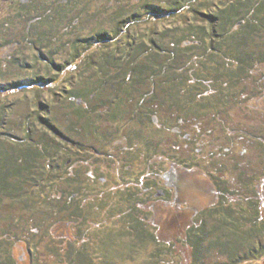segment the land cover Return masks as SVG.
I'll use <instances>...</instances> for the list:
<instances>
[{
	"label": "trees",
	"instance_id": "trees-1",
	"mask_svg": "<svg viewBox=\"0 0 264 264\" xmlns=\"http://www.w3.org/2000/svg\"><path fill=\"white\" fill-rule=\"evenodd\" d=\"M81 2L0 0V32H6L12 20L20 21L25 32L23 38L16 41L4 40L0 34V63L4 60L3 50L12 47L14 51L9 58H13L24 40L34 50L35 63L41 59L51 63L48 56H43L41 51L37 53L38 42L43 48L47 47L48 42L59 35L81 27L86 14L82 17L84 8L88 6L87 3L82 6ZM139 9L141 12L134 17L139 16V20L153 25L154 34L160 20L173 18L179 20V24L161 29L160 34L157 32L159 36L147 43L141 42L137 50L126 42L121 54L114 49L103 53L100 61L93 62L100 84L94 90L70 95L74 117L69 115L65 128L61 127V118L53 115L40 97L63 81L70 69L78 68L84 52L78 51L76 43L87 47L98 45L107 39L102 30L88 38L78 37L72 45V59L59 66V72L52 78L36 74L30 84L22 81L0 84L2 100L12 89L32 87L38 107L29 113L31 122H23L22 136L10 131L0 134V264H17L13 254L17 241L25 242L28 252L32 257L35 252L38 259L41 243L47 236L51 239L47 248L56 256L54 264H81L85 260L88 264H120L112 263V259L120 257L115 254L118 249L113 253L108 248L117 235L128 236L134 247L150 243L155 246L151 256L161 257L164 241L151 224L148 204L163 199L161 168H166H136L125 178L120 176L124 159L112 152L109 134L121 133L122 123L129 122L134 140L131 153L137 155L141 149L148 154L151 146V152L154 151L151 160L159 155L158 146L154 148L150 139L153 132L172 129L178 131V139L186 137L187 132L184 134L180 126L181 119L210 114L219 119L232 102L246 95L251 98L259 91L256 84L250 88L252 93L246 92L250 80L255 84L256 80L264 79V0H146ZM0 68L3 72L2 64ZM100 98L101 102L90 103ZM127 114L131 116L129 119L125 117ZM102 120L117 122V125L111 130H102ZM4 125L0 114V129ZM140 126L148 127L147 133L143 134ZM225 132L232 134L227 127ZM88 136L95 138L98 145L91 147L85 140ZM67 148L72 152L64 158ZM78 151L83 152V156H79ZM88 154L101 159L100 162H88L84 158ZM102 159L112 170L111 165L116 164L115 173L119 175L115 179L111 170L99 168ZM177 162L188 167L182 158ZM108 178L114 180L109 190L111 194L104 188ZM214 182L218 199L195 217L182 239L183 243L191 245L196 258L210 247L226 248L220 238H210L219 227L236 237L237 243L252 237L253 231L257 236L264 234V203L260 196L264 191V170L253 179L254 195L232 190L227 171L215 175ZM97 184H103V188L94 191ZM207 210L209 215L219 213L211 228L206 227L203 215ZM201 216L202 219H198ZM60 222L77 226L76 234L55 236L52 228ZM196 258L191 264H196ZM235 261L237 258L233 257L226 262Z\"/></svg>",
	"mask_w": 264,
	"mask_h": 264
},
{
	"label": "rangeland",
	"instance_id": "rangeland-1",
	"mask_svg": "<svg viewBox=\"0 0 264 264\" xmlns=\"http://www.w3.org/2000/svg\"><path fill=\"white\" fill-rule=\"evenodd\" d=\"M144 1L146 0H95L87 3L82 0L81 5L87 3L88 6L84 8L82 17L86 14L84 19L81 20L83 22L81 27L80 25L76 26L71 31L63 33L62 36L59 35L58 38L56 37L53 41L48 42L47 47L43 48L42 43L38 42L40 50H37V53L41 51L43 56H48L52 64L49 61V64H47L42 59L41 61L37 60V63H35L34 50L29 48L24 40L21 46L16 49L13 58H9V55L14 51L12 47L3 50L4 60L0 65H3L4 71L0 70V84L7 81H22L24 84H30L32 76L36 74L47 79L52 78L54 74L59 72V66H63L65 62L72 59V45L78 37L88 38L97 30H102L103 33L107 34V39L100 41L98 45L87 47L78 42L76 43L78 44V51L81 54L84 52L82 60L77 63L78 68L70 69L68 74H65L63 81L54 85L51 92L44 91L40 97L44 104L49 105L52 114H56L61 118V127L65 128L67 124L65 120L69 115L74 117L73 104L69 100L70 95L73 92L81 93V91L94 90L100 82L93 62L100 61L103 58V53L112 52L114 49L121 54L126 42L131 43L133 49L137 50L141 42L147 43L152 38L159 36L161 29L179 24V20L173 18L160 20L155 26L156 34L152 33L151 27L153 25L145 20H139V16L137 19L134 17V14L141 12L139 8ZM73 19L74 15L72 14L71 22ZM130 19L132 21H129ZM67 24H71L70 20L67 21ZM8 28L6 32H0L4 40L16 41L25 35L24 26H21L20 21L12 20ZM41 29L44 28L41 27ZM50 34L51 36L54 35L53 33ZM87 60L92 63H88ZM25 65H27V68ZM256 81L255 84L252 80L248 82L249 89L246 92L247 94L252 93L250 88L256 84L259 91L253 94L251 98L246 95V98L232 102L228 111L220 115L219 119L210 116L211 114L200 118H192L191 116L184 121L181 119L182 124L180 126H183L182 132L184 134L187 132L186 137L178 139V131L172 129L164 132H153L150 139H153L151 141L154 148L156 146L159 148L157 150L159 155L154 159H149L152 152H154H151V146L148 154H145L141 149L137 155L131 153L130 148L134 140L131 138L132 132L129 130V122L122 123L124 128L121 133L118 132L115 136L109 134L108 138L112 139V152L124 159V167L123 171L119 173L120 176L125 178V175L134 172L136 168L140 170L148 166H150V170H157L161 166L166 168L164 170L161 168L163 172L161 175L163 199H157L148 204L151 212V224L154 226L158 237L164 241L162 244L164 253L161 257L157 254L158 257L153 258L151 253L155 251L154 245L149 243L146 246L134 247V242L128 236L122 238L117 235L115 239L110 241L111 243L108 246L109 251L114 253L117 248L118 251L115 254H120L117 259H112V263L191 264L193 258L196 257L193 256L194 252L191 245L183 243L182 239H185L186 230L194 223L195 217L203 210L210 208L218 199L214 182V176L218 173L222 174L223 171H227L231 189L237 193L256 194L253 179L264 170V79ZM35 95V90L32 87L23 86L8 91L5 100L0 97V112L1 110L4 112L0 114L3 115L5 121V125L0 129V134L1 132L10 131L22 136L23 122L29 120V113L38 108L35 106ZM247 98L249 100H246ZM100 100L101 98L91 100L90 103L95 105L101 102ZM125 117L129 119L131 116L127 114ZM29 121L31 122V120ZM116 125L117 122L101 121L102 130L103 128L111 130V127L113 128ZM140 127L143 134L147 133L148 127ZM225 127L232 132L231 136L225 132ZM85 140L88 141L91 147H95L99 143L92 136H88ZM151 141L149 144L152 143ZM197 147L200 148L197 150ZM226 149L229 151L227 152ZM67 151L64 158L70 156L72 149L67 148ZM79 156H83V152H79ZM171 157L173 158L170 160ZM84 158L88 162L98 160L90 154L84 155ZM179 158H182L188 164V167L178 163ZM99 160L98 162H100ZM133 160L137 162H133ZM107 165L108 162L106 163L102 159L99 168L101 170H111V173H113L112 178L115 179V176L119 175L117 172L115 173L116 164L111 165L113 170ZM107 180L104 188L111 194L112 192L109 190H112L114 180L112 179V181L109 178ZM244 181H246V184L243 183ZM101 188H103V184H97L93 190L96 191ZM170 191L171 193H169ZM260 196L263 199L261 202L264 203V191L260 193ZM203 215L207 222L206 227L211 228L215 224L214 221L219 213L209 215L207 210ZM262 215L264 216V212ZM202 217L198 219H202ZM97 218L95 219L97 220ZM250 225L246 228L249 229ZM76 229H78L77 226L60 222L52 228V232L58 237H73L76 234ZM216 230L218 231L211 234L210 238H220L226 248L223 249V246L220 245L210 247L208 252L203 253L200 258H196V264H227L226 261L233 257L237 258V261L233 264H264L262 247L264 246V234L257 236L253 231L252 237L245 238L237 243L236 237L227 234V231L220 227ZM84 231L86 232V229ZM50 242V236L45 237L41 243L40 256L37 259L35 252H33V257L32 253L28 252V246L25 242L17 241L13 248L16 263L54 264L56 256L50 253L47 248V244ZM168 242L177 243H174V245ZM208 244V242H205V245ZM81 264L88 263L85 260L81 261Z\"/></svg>",
	"mask_w": 264,
	"mask_h": 264
}]
</instances>
